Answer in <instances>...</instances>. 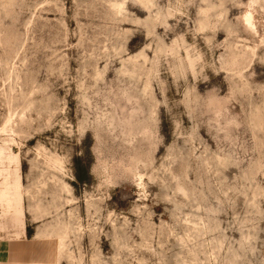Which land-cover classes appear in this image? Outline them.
<instances>
[{
    "label": "rangeland",
    "instance_id": "1",
    "mask_svg": "<svg viewBox=\"0 0 264 264\" xmlns=\"http://www.w3.org/2000/svg\"><path fill=\"white\" fill-rule=\"evenodd\" d=\"M0 264H264V0H0Z\"/></svg>",
    "mask_w": 264,
    "mask_h": 264
},
{
    "label": "bare ground",
    "instance_id": "2",
    "mask_svg": "<svg viewBox=\"0 0 264 264\" xmlns=\"http://www.w3.org/2000/svg\"><path fill=\"white\" fill-rule=\"evenodd\" d=\"M203 11V10H202ZM208 11V9H207ZM204 12H206V10H204ZM245 22L246 24L253 30V31H257V28H256V25L254 24V17H253V13L248 11L246 14H245ZM189 58H190V65L193 67L194 66V59L192 58V56L189 55ZM194 70V69H193Z\"/></svg>",
    "mask_w": 264,
    "mask_h": 264
},
{
    "label": "trees",
    "instance_id": "3",
    "mask_svg": "<svg viewBox=\"0 0 264 264\" xmlns=\"http://www.w3.org/2000/svg\"><path fill=\"white\" fill-rule=\"evenodd\" d=\"M78 178H80V180H82L83 178L82 177H80V176H78Z\"/></svg>",
    "mask_w": 264,
    "mask_h": 264
}]
</instances>
